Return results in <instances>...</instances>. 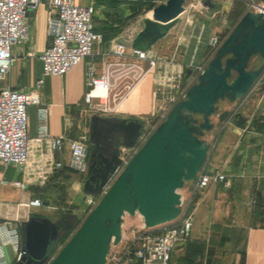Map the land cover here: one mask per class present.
<instances>
[{
	"label": "crops",
	"instance_id": "obj_1",
	"mask_svg": "<svg viewBox=\"0 0 264 264\" xmlns=\"http://www.w3.org/2000/svg\"><path fill=\"white\" fill-rule=\"evenodd\" d=\"M166 1L74 0L78 6L94 9L93 26L102 41L94 47L90 57L65 75L44 78L40 102L48 108L47 132L52 137H64V146L54 152L47 143L36 141L39 108L30 106L27 109L30 148L26 168L5 167L0 162V224H6L16 235L19 251L22 222L34 213L45 216L54 210L50 197L56 194L67 191L72 200H77L79 195L81 184L73 175L77 173L66 167L51 172V166L54 162L67 163L69 139H84L88 134L90 106L83 100L88 66H93L96 76L108 65L112 72V87L106 99L111 114L99 116L141 120L154 113L158 104L155 89L159 72L151 69L142 77L133 78L135 58L131 56V44L151 10ZM48 2L40 0L37 9L29 13V42L11 48L14 62L0 80V89L10 87L26 92L41 77L39 56L49 44ZM148 5L153 8L146 10ZM185 28L180 16L168 34L147 51L149 58L163 59L174 71H181L182 66L201 64L209 38L206 40L203 33L188 32ZM117 43L127 47L124 58L112 55ZM184 71L192 73L188 67ZM207 142L211 145L207 169L222 170L226 182L210 186L192 198L190 188L180 192L183 200L191 198L193 201V227L190 240L172 250L169 264H264V88L252 105L247 123L243 119L240 125L235 123L224 128L213 143ZM16 182H22L24 187L14 186ZM189 185L192 187L191 183ZM34 199H40L42 207H30L28 204ZM2 252L0 264L15 263L17 253L12 245H4Z\"/></svg>",
	"mask_w": 264,
	"mask_h": 264
},
{
	"label": "water",
	"instance_id": "obj_2",
	"mask_svg": "<svg viewBox=\"0 0 264 264\" xmlns=\"http://www.w3.org/2000/svg\"><path fill=\"white\" fill-rule=\"evenodd\" d=\"M258 1L264 10V0ZM184 3L185 0H167L154 7L132 41V50L147 52L162 40L179 22ZM253 57L262 60L256 69L249 68ZM263 72L264 16L247 12L184 97L109 186L121 165L120 147L134 146L144 124L138 119L92 115L87 137L93 148L83 192L93 197L101 195L98 203L53 258V245L71 228L76 216L62 214L51 219L32 214L21 223V246L14 264H106L111 246L121 241L126 215H139L147 229L175 221L181 211L179 191L194 182L209 155L210 144L204 136L214 128L212 117L217 115L221 123L229 115L227 111L218 113L219 103L243 99ZM242 121L238 117L237 125ZM112 139L118 143L109 151ZM99 169L101 174L92 175L91 170Z\"/></svg>",
	"mask_w": 264,
	"mask_h": 264
},
{
	"label": "built area",
	"instance_id": "obj_3",
	"mask_svg": "<svg viewBox=\"0 0 264 264\" xmlns=\"http://www.w3.org/2000/svg\"><path fill=\"white\" fill-rule=\"evenodd\" d=\"M40 0H0V80L4 79L9 72L14 59L11 54L13 46L25 45L30 39V25L28 15L37 9ZM47 35L49 44L45 51L39 56L42 63L41 77L36 81L34 87L23 92L17 89L6 87L0 89V162L5 167L26 168L29 159L30 139L27 133V109L30 106L39 108V133L36 141L48 144L51 151H61L64 146V137H52L47 132L48 108L40 102V90L44 78L48 76H63L83 60L90 57L94 47L101 43L102 37L94 30L92 7H82L74 3V0H49L48 2ZM256 13L264 10L261 3L256 5ZM221 40L217 36L209 39L212 48H218ZM127 47L124 44L114 45L112 55L117 58L126 56ZM131 56L135 58L133 63V78L138 79L156 67V58H149L147 52L132 50ZM158 60H162L158 58ZM147 62V67L142 62ZM161 64L167 65L164 60ZM191 66V65H190ZM166 68V67H165ZM159 72V82L156 85L155 94L158 104L155 111L166 112L168 103L174 104L182 99L190 86L183 87L182 71ZM204 68H197L198 74ZM112 72L109 65L99 76L95 75L94 68L90 64L86 72V91L83 96L84 103L95 107L98 111L106 112L107 95L112 87ZM187 81V78L186 80ZM103 93L104 95H100ZM95 104V103H94ZM69 158L66 164L54 162L51 172L68 168L81 176H86L88 171L89 150L83 138L69 139L67 141ZM134 154L123 158L120 154L121 165L116 170L114 177L108 186L114 181L117 175L128 164ZM226 182L222 170H208L204 166L191 183V198L196 196L210 186ZM23 188L22 182L13 184ZM181 195V194H180ZM192 200L185 202L181 196L180 214L178 218L151 229L143 224L131 230L132 241L125 247L124 253L128 263L134 264H169L170 255L178 244L190 240L193 227L194 213ZM92 202H89V205ZM33 208H40L43 202L34 199L28 204ZM3 234V236H2ZM0 260L3 258L2 247L12 245L19 256L16 235L6 224H0Z\"/></svg>",
	"mask_w": 264,
	"mask_h": 264
},
{
	"label": "rangeland",
	"instance_id": "obj_4",
	"mask_svg": "<svg viewBox=\"0 0 264 264\" xmlns=\"http://www.w3.org/2000/svg\"><path fill=\"white\" fill-rule=\"evenodd\" d=\"M207 1H209V4H206ZM258 3V0H185V9L183 14L181 15V24L188 28H185V30L187 29L188 32L190 30L194 33H196V31H198V33H203L206 40L208 38L210 39L212 36H217L221 41H223L234 28V26L238 23V21L243 17L244 14H246L247 12L256 11V5ZM216 49L212 48L209 45L208 41V50L201 64L182 66L181 71L182 73H184V77L181 83L183 87L190 86L195 82V79L198 75L196 69L204 68L209 62V60L213 57ZM156 60L157 63L154 69H156L158 72H163L165 67V70L167 71H174L172 68H170V64H161V61L163 59L159 61L158 58H156ZM261 63L262 60L259 57H253L250 61L249 68L256 69L261 65ZM142 65L144 67H147L148 63L145 61L142 62ZM186 67H188V69H191L192 71L189 76H186V73L184 71ZM186 78L187 81H185ZM263 88L264 72L258 78V80L255 82L253 87L243 99L236 101L232 104L228 102H220L218 105V113L227 111L229 115L221 123L219 122L217 115L213 116L212 121L214 123V128L212 131L205 134L204 139L206 141H210V143H213L215 141V138H217L223 132L224 128L231 127L236 123L238 117L245 119L247 123L252 105L254 104V101L259 98L261 92L263 91ZM179 100H177L174 104L171 105H169L168 103L166 112L154 111L151 116H145L140 118V121L144 124L143 131L134 146L130 148L120 147V154H123V158H128L132 154L135 155V153L140 149V147L153 133V131L158 127V125L165 119L172 107ZM96 103L97 102H95V104L93 103V106L88 107V115L91 114L92 116L94 114H111L110 111H98L97 107H95ZM84 140L87 145V136H85ZM204 167L207 168V160L204 164ZM73 175L75 180H77L81 184V189L78 191L79 195L77 197V200L70 199L68 197L67 191H63L60 194H56L54 197H50V201L52 202V205L55 207V209L49 211L48 214H45V216L51 219H56L62 214H74L76 216L71 228L67 232H65L60 238V240L57 242L55 252L51 256V258H53L58 253V251L64 246V244L68 241L70 236L74 233V231L81 224L84 218L96 206L101 197V195L93 197L91 195L85 194L83 192V184L86 176H81L79 174ZM185 188H190V192L192 191V187L189 184H185L179 192H185ZM189 199H186L185 202H188ZM89 202H92V204L89 205ZM191 203H193V201ZM141 224H143V221L139 215H135L133 217L126 215L124 217L121 228V241L118 245L111 246L107 256L106 264H130L126 260L124 250L125 247L132 241L133 236L131 234V230L137 226H140Z\"/></svg>",
	"mask_w": 264,
	"mask_h": 264
},
{
	"label": "flooded vegetation",
	"instance_id": "obj_5",
	"mask_svg": "<svg viewBox=\"0 0 264 264\" xmlns=\"http://www.w3.org/2000/svg\"><path fill=\"white\" fill-rule=\"evenodd\" d=\"M128 119H130V118H128ZM117 143H118V140L117 139L109 140V151H112V147H114ZM87 147H88L89 152L93 148V146L91 144H89V143L87 144ZM100 147H102V146H100ZM96 163H97L96 164V168H98L99 167V164H98L99 163V159L96 160ZM88 167H89V157H88ZM91 173H92V175L96 176V175L101 174L102 171H100V169L99 170H96V171L91 170Z\"/></svg>",
	"mask_w": 264,
	"mask_h": 264
},
{
	"label": "trees",
	"instance_id": "obj_6",
	"mask_svg": "<svg viewBox=\"0 0 264 264\" xmlns=\"http://www.w3.org/2000/svg\"><path fill=\"white\" fill-rule=\"evenodd\" d=\"M152 8H153L152 5H148V6H146V10H149V9H152ZM94 30H95V29H94ZM142 123H143V122H142ZM194 202H195V200H194ZM56 246H57V243L54 244L53 247H52L51 254H50L51 256H52L53 253L55 252ZM134 264H139V263L136 261V262H134Z\"/></svg>",
	"mask_w": 264,
	"mask_h": 264
},
{
	"label": "bare ground",
	"instance_id": "obj_7",
	"mask_svg": "<svg viewBox=\"0 0 264 264\" xmlns=\"http://www.w3.org/2000/svg\"><path fill=\"white\" fill-rule=\"evenodd\" d=\"M100 95H102V96H103L104 94H103V93H101Z\"/></svg>",
	"mask_w": 264,
	"mask_h": 264
}]
</instances>
